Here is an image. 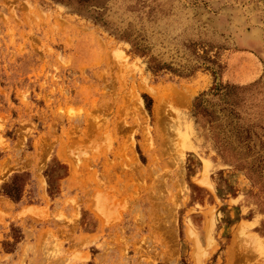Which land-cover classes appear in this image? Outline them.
<instances>
[{
	"label": "rangeland",
	"instance_id": "1",
	"mask_svg": "<svg viewBox=\"0 0 264 264\" xmlns=\"http://www.w3.org/2000/svg\"><path fill=\"white\" fill-rule=\"evenodd\" d=\"M0 264H264V0H0Z\"/></svg>",
	"mask_w": 264,
	"mask_h": 264
}]
</instances>
